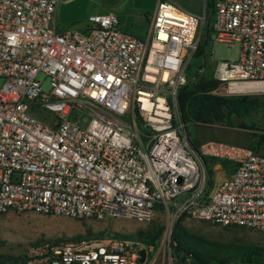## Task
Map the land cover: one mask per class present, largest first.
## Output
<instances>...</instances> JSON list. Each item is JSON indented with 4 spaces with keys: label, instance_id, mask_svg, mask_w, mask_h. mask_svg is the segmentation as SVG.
Listing matches in <instances>:
<instances>
[{
    "label": "built area",
    "instance_id": "2783aa9c",
    "mask_svg": "<svg viewBox=\"0 0 264 264\" xmlns=\"http://www.w3.org/2000/svg\"><path fill=\"white\" fill-rule=\"evenodd\" d=\"M59 2L0 0V214L148 223L160 210L264 232V153L217 141L194 148L178 105L204 20L208 42L239 46L213 78L229 95L264 94L228 91L264 85V0H212L208 16L158 0L146 40L121 31L113 13L58 30ZM204 159L233 167L209 195ZM151 253L104 236L33 244L20 264H148Z\"/></svg>",
    "mask_w": 264,
    "mask_h": 264
},
{
    "label": "rangeland",
    "instance_id": "374dc122",
    "mask_svg": "<svg viewBox=\"0 0 264 264\" xmlns=\"http://www.w3.org/2000/svg\"><path fill=\"white\" fill-rule=\"evenodd\" d=\"M158 0H61L59 14L60 24L66 27L85 29L90 16H100L113 13L119 18L132 12H142L156 6ZM172 2L193 14L208 16L211 9L208 6L212 0H172ZM77 24V25H76ZM204 25L197 32V48L191 55L187 65L186 76H193L204 61L203 70L200 73L212 74L216 61H234L239 53V46L233 47L216 41H209L203 47L205 37ZM76 26V27H75ZM146 30V29H145ZM142 34V33H141ZM146 40V35L141 36ZM201 55V56H200ZM203 55V57H202ZM195 56H200L199 58ZM42 81L43 92L49 90V81L39 75ZM3 80L0 79V88ZM213 94L224 97H243L258 100V105L253 107L246 115L230 117V124H214L207 126H194L192 138L200 144L207 141L230 143L233 145L255 149L260 141L263 145L258 153H264V94L229 95L223 87L218 86ZM81 124H86L88 117L83 113ZM38 118L46 117L39 113ZM127 123V120L124 119ZM124 134L126 131L123 130ZM188 141V133L185 131ZM218 165V166H217ZM217 166V167H215ZM210 176L204 186L205 195H209L219 183L218 178L228 177L233 167L228 162L212 161L208 165ZM176 221L171 220L167 213L157 210L152 220L148 223H137L126 219H106L96 221L93 219H70L61 216L43 215L36 212L17 213L9 211L0 214V264L5 263L6 258L19 259L24 255L25 249L33 244L42 242L75 244L81 240L100 239L104 236L112 237L120 241H128L139 247L150 248L152 259L148 264H176L174 252L171 248V231ZM181 226L190 234L201 236L213 241L224 243H237L257 245L264 247V232L254 231L242 227H226L184 217ZM161 230V234L155 243L144 244L135 239L140 233H153ZM144 238V236L142 237Z\"/></svg>",
    "mask_w": 264,
    "mask_h": 264
},
{
    "label": "trees",
    "instance_id": "16d2710c",
    "mask_svg": "<svg viewBox=\"0 0 264 264\" xmlns=\"http://www.w3.org/2000/svg\"><path fill=\"white\" fill-rule=\"evenodd\" d=\"M212 8V2L208 3ZM208 34L205 35L202 47L208 42ZM201 56V55H200ZM200 56H195L199 58ZM203 57V55H202ZM204 64V61H202ZM193 75L188 77V83L178 95V105L184 129L188 133L189 142L194 148L200 145L199 141L192 138L194 126H207L214 124H230L232 115L244 116L253 107L258 105V100L247 96L224 98L213 94L219 86V82L212 74L200 73L203 64ZM263 145L260 141L253 151L257 152ZM213 159H204L208 176V165ZM181 219L177 220L171 231V248L176 264H264V247L237 243H224L209 240L207 238L192 235L181 226ZM161 230L153 233H140L135 239L152 244L159 239ZM144 236V238H142ZM21 258H6L3 264H20Z\"/></svg>",
    "mask_w": 264,
    "mask_h": 264
},
{
    "label": "crops",
    "instance_id": "0c3cea01",
    "mask_svg": "<svg viewBox=\"0 0 264 264\" xmlns=\"http://www.w3.org/2000/svg\"><path fill=\"white\" fill-rule=\"evenodd\" d=\"M60 3H61V0L58 4L57 10H56V14H55V18H54V26L58 30H64L67 28H71L74 25L66 27V25H64V24L62 25L59 23L61 21V19H60L61 15L59 14ZM155 9H156V6H154V8H152V9H150V11L149 10H142V12H138V11L132 12V13H129L128 15L121 16L120 18H119V16L116 15L118 18V21H119V25H118L119 29L121 31H123L124 33L130 34L136 38L142 39L141 36L143 35V33H144V35H147V33L150 29L151 18L155 12ZM86 25L87 26L85 29L90 28L89 22ZM217 166H215V167H217ZM223 179H224L223 176L219 177L217 182L220 183Z\"/></svg>",
    "mask_w": 264,
    "mask_h": 264
},
{
    "label": "bare ground",
    "instance_id": "6f19581e",
    "mask_svg": "<svg viewBox=\"0 0 264 264\" xmlns=\"http://www.w3.org/2000/svg\"><path fill=\"white\" fill-rule=\"evenodd\" d=\"M257 88L253 87V85L251 84H245L243 86H238V87H230V89L228 90L229 92H250V91H264V85L261 86L258 90H255Z\"/></svg>",
    "mask_w": 264,
    "mask_h": 264
},
{
    "label": "water",
    "instance_id": "95a60500",
    "mask_svg": "<svg viewBox=\"0 0 264 264\" xmlns=\"http://www.w3.org/2000/svg\"><path fill=\"white\" fill-rule=\"evenodd\" d=\"M144 259H145V252H144V250H140L139 251V259H138L139 263H143Z\"/></svg>",
    "mask_w": 264,
    "mask_h": 264
}]
</instances>
